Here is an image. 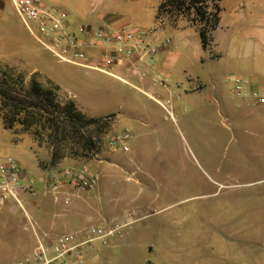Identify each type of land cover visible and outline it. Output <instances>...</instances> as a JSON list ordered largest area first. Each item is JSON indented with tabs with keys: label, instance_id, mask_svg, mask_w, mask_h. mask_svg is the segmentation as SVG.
<instances>
[{
	"label": "rangeland",
	"instance_id": "1",
	"mask_svg": "<svg viewBox=\"0 0 264 264\" xmlns=\"http://www.w3.org/2000/svg\"><path fill=\"white\" fill-rule=\"evenodd\" d=\"M40 1L64 12L68 27L151 21L149 6L136 0ZM241 2L246 21L256 24L264 13V0H221L210 52L200 47L192 9L158 11L155 24L181 20L190 28L169 35L179 46V77L162 75L164 85L147 93L121 81L119 75L130 78L118 68L111 70L117 78L58 62L15 11L1 17L0 70L56 88L60 103L72 102L86 119H100L83 127L77 122L84 150L71 139L49 175L63 188L54 185L48 198L39 195L54 209L56 223H74L65 232L118 226L97 264H264V106L249 94L264 82V34L245 37L230 24ZM206 11L213 12L211 2ZM234 78L241 79L240 94H231ZM123 131L130 135L127 150L111 148L107 142ZM41 148L51 153L44 141ZM81 168L92 185L71 183L64 174ZM2 213L0 208V219ZM13 223L25 226L0 232V255L33 231L25 218Z\"/></svg>",
	"mask_w": 264,
	"mask_h": 264
},
{
	"label": "built area",
	"instance_id": "2",
	"mask_svg": "<svg viewBox=\"0 0 264 264\" xmlns=\"http://www.w3.org/2000/svg\"><path fill=\"white\" fill-rule=\"evenodd\" d=\"M17 15L27 27L33 38L43 46L58 62L95 69L114 77L112 69L123 67L144 80L150 75L152 86L162 84V74L154 70L155 56L171 43L169 37L154 40L160 19L153 27L133 28L128 25L100 26L90 28L78 26L68 28L63 20L64 12L55 6H47L40 0H11ZM231 94H240L241 79H233ZM138 89V88H137ZM140 90V89H139ZM142 91V90H141ZM144 92V91H143ZM255 104L264 106V82L259 89L249 91ZM126 131L117 133L108 142L113 149L127 150ZM0 160V204L12 202L25 215L33 228L35 244L32 250L10 264H83L82 248L94 240H104L114 230H105L102 226L91 225L84 231L68 232L55 236L48 241L44 235L37 234L34 224L25 212L21 193H35L37 179L27 176L19 165L10 158ZM85 169L65 170L64 174L71 183L90 186ZM56 188V187H55ZM54 188V189H55ZM68 201L65 199L64 203ZM118 226H115V230Z\"/></svg>",
	"mask_w": 264,
	"mask_h": 264
},
{
	"label": "crops",
	"instance_id": "3",
	"mask_svg": "<svg viewBox=\"0 0 264 264\" xmlns=\"http://www.w3.org/2000/svg\"><path fill=\"white\" fill-rule=\"evenodd\" d=\"M136 3L137 6L140 7H142L143 5L149 6V12L147 15L151 17V21L147 23L146 26L136 25L131 27L147 28L155 26V19L157 17L158 6L161 3V0H136ZM243 6V3L241 2L233 8L235 16L234 14H232V16L230 17V24L235 25L239 33H242V35H244L245 37L250 38L252 35L262 36L264 34V13H260L257 17V23L253 24L250 18L246 21V18L239 14L240 9ZM7 10L15 11L13 4L8 0H5L4 4L0 5V19L3 14L7 12ZM165 22L166 20L161 26H158L156 28L154 33L155 37H153L154 40H163L164 38L169 37L172 32H177L176 34L180 35L183 31L190 28L185 24V21L181 20L177 21L175 24L169 23L166 25ZM78 26L69 25L68 28L73 29ZM180 63L181 61L179 46L176 40H174L173 36L171 43L168 46L162 48L155 56L154 70L160 72L162 75L179 77ZM118 69L121 74H127V76L130 78V80H128L127 78L119 75V79L121 81L131 84L134 88H138L140 90L142 89L144 92L146 91V93L148 92L147 89L154 90V86H152L150 83V75L152 74V72H149L148 77H146L144 80H140L136 75L132 74L127 69L123 67H119ZM0 130V156L2 158H10L14 160L24 172L27 169V171L34 174L35 179H37L38 181L35 193H21L25 212L33 221L32 223L35 226V232L37 234L44 235L48 241H51L57 235L68 233L65 232V230L70 229V227H75L74 223L72 221L66 224L56 223L54 219L56 213L54 209L49 206L50 203L43 205V197H49V192L52 190V186H60V188H63L64 186V184L60 183V180L56 175L49 177L50 173H52V171H54L56 167L60 166V163L57 164V166L51 165L49 163L42 165V161L50 159L51 153L44 151L43 148H41V146L37 144L35 139H33L30 134L15 133L13 129L4 128L1 117ZM110 155L111 153H109V156ZM90 166H92V162H90ZM89 173L92 172L90 171ZM39 195L43 197H40ZM56 200L57 197H55L53 201H50L51 203H54ZM0 208H2L3 210V217L0 219V232L2 233H6L8 231L10 232L13 225L19 226L18 224L13 223L15 219L18 220L19 217H21L22 219L25 218L24 213L10 201H7L5 204H0ZM24 226L25 225L19 226V228H24ZM115 226L116 225L113 224H107L106 227H102L107 231L114 230L112 233L114 234L116 232ZM78 231L81 230H77L76 232ZM24 241L25 243H23V241L15 242V244L12 245L13 249L10 247L9 250L0 255V264H10L28 254L35 244V236L33 231L31 234L26 235ZM94 241H97V244L95 246L93 244L88 245V250L84 249V247L87 245H84L82 248V254L84 258L83 264H97V262L101 259V252H104V249L108 248V242H106V238L102 241ZM6 245L8 244L6 243ZM117 261H119V257Z\"/></svg>",
	"mask_w": 264,
	"mask_h": 264
},
{
	"label": "trees",
	"instance_id": "4",
	"mask_svg": "<svg viewBox=\"0 0 264 264\" xmlns=\"http://www.w3.org/2000/svg\"><path fill=\"white\" fill-rule=\"evenodd\" d=\"M221 0H162L158 11L165 8L193 10L198 18V37L203 51L210 52L211 33L219 22ZM213 12L207 13V3ZM31 77L27 82L21 73L4 68L0 70V117L6 129L15 133H28L41 146L42 141L50 148V164L55 165L66 156V145L72 139L84 150V135L78 129L85 124L97 123L100 119H86L72 102L60 103L53 92ZM84 123V125H83Z\"/></svg>",
	"mask_w": 264,
	"mask_h": 264
}]
</instances>
